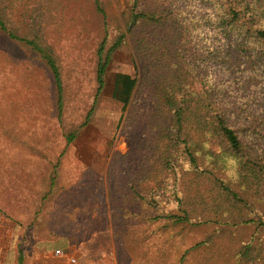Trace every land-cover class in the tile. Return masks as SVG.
<instances>
[{
  "label": "rangeland",
  "instance_id": "1",
  "mask_svg": "<svg viewBox=\"0 0 264 264\" xmlns=\"http://www.w3.org/2000/svg\"><path fill=\"white\" fill-rule=\"evenodd\" d=\"M131 2L0 0L7 23L21 33L38 31L52 47L61 72L64 99L59 118L50 71L34 53L0 40L1 213L6 217L8 190L12 186L8 169L15 166L20 172L16 175L19 187H23V170L31 175L32 183L29 181L26 186L27 200L35 202V206L41 204L38 209L45 212L44 229L52 228L56 235L64 236L63 245L51 248L74 255L80 264H179L184 250L210 238L211 249L205 251L202 246L184 262L200 264L212 251L218 254L220 250H229L231 244L235 248V241L248 237L253 227L212 222L175 224L168 219L149 221L147 217L154 211L129 192L131 179L141 171L146 177L150 168H158L156 159H152L154 152L140 142L150 141L157 131L156 125L143 114L152 107L150 91L161 70L134 59L133 38L126 32ZM173 4L176 13L186 15L207 14L211 8L207 0H173ZM201 32L206 34V30ZM120 33H125L126 38L112 54L107 72H128L137 78L123 112L121 103L109 96L107 76L96 96L98 46L105 35V46H111ZM212 45L219 46L218 42ZM8 60L18 61V66L9 71ZM210 73L213 79L228 83L231 100L238 103L263 90L249 74H224L216 64L210 67ZM244 80L248 83H242ZM94 99L93 113L86 120ZM69 133L75 137L67 143ZM57 158V190L47 197L43 191L36 195L41 179L45 184L51 176ZM19 198L23 205V197ZM250 199L255 209L264 213V197ZM73 204L81 206L74 208ZM19 213L23 216V207ZM115 217L123 223L115 224ZM77 245L80 250L75 252L73 247ZM61 259L60 264H68ZM215 260H219L218 255Z\"/></svg>",
  "mask_w": 264,
  "mask_h": 264
},
{
  "label": "trees",
  "instance_id": "2",
  "mask_svg": "<svg viewBox=\"0 0 264 264\" xmlns=\"http://www.w3.org/2000/svg\"><path fill=\"white\" fill-rule=\"evenodd\" d=\"M207 1L211 8L200 15L176 13L173 0L131 2L126 32L133 38L134 59L161 70L150 91L152 107L143 114L157 131L150 141L140 142L154 152L158 168L131 179L129 192L154 211L149 221L252 225L248 237L235 241V248L231 244L229 250L212 251L200 264H264V213L250 199L264 197V0ZM106 35L97 49L96 96L107 76L109 96L121 103L123 112L137 78L128 72H107L126 34L120 33L109 47ZM0 40L34 53L50 71L60 118L63 82L52 47L38 31L21 33L7 23L1 10ZM7 63L9 71L18 66V61ZM214 64L224 74L251 75L263 90L240 103L232 101L228 83L210 73ZM72 138L69 135L67 141ZM117 222L121 225L123 220L115 217ZM202 246L211 249V239L184 250L179 264Z\"/></svg>",
  "mask_w": 264,
  "mask_h": 264
},
{
  "label": "crops",
  "instance_id": "3",
  "mask_svg": "<svg viewBox=\"0 0 264 264\" xmlns=\"http://www.w3.org/2000/svg\"><path fill=\"white\" fill-rule=\"evenodd\" d=\"M69 135H72L73 137L71 141H67ZM74 137L73 133H69L66 136V142H72ZM59 162L60 159L57 158L53 164L51 176L47 179L45 184H43V180L41 179L36 195L39 196V193L43 191L44 193H47L45 196L47 197V195H50L57 190L56 176L59 171ZM56 164H58L57 167ZM23 172L25 173L23 187H19L16 178V175L20 174L19 170L17 172L15 166L8 169V181L9 185L11 184L12 186H10L8 190L6 217L2 214L3 212L0 209V264H60L62 263V259L54 254V248L52 249L51 246L63 245L64 236L62 234L56 235L52 228L44 229L43 224L45 223V212L38 209L41 204L39 206L37 205V207L35 206V202L29 203V200H27L26 186L29 185V181L32 183V178L31 175H29L28 170L24 169ZM21 191L23 192L22 194ZM21 196L23 197V205H21V200L19 198ZM79 205L76 204L74 208L79 207ZM20 207H23L24 209L23 216L19 213ZM79 214L80 213L78 212L77 216H79ZM109 217V222H112L113 224V219L110 215L108 218ZM19 224H23L25 228L22 229ZM79 248V245L73 247L75 252L77 250L79 251ZM67 255L72 254L67 253Z\"/></svg>",
  "mask_w": 264,
  "mask_h": 264
},
{
  "label": "built area",
  "instance_id": "4",
  "mask_svg": "<svg viewBox=\"0 0 264 264\" xmlns=\"http://www.w3.org/2000/svg\"><path fill=\"white\" fill-rule=\"evenodd\" d=\"M54 254L59 257V258H64L68 264H80L78 259L75 256L72 255H67L66 253H64L63 250L61 249H55ZM92 264H101V263H92Z\"/></svg>",
  "mask_w": 264,
  "mask_h": 264
}]
</instances>
